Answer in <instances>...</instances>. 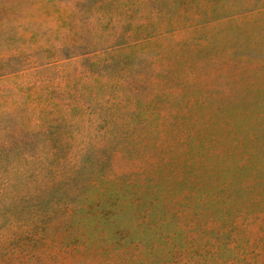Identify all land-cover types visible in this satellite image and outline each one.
Returning a JSON list of instances; mask_svg holds the SVG:
<instances>
[{"label": "rangeland", "instance_id": "374dc122", "mask_svg": "<svg viewBox=\"0 0 264 264\" xmlns=\"http://www.w3.org/2000/svg\"><path fill=\"white\" fill-rule=\"evenodd\" d=\"M0 264H264V0H0Z\"/></svg>", "mask_w": 264, "mask_h": 264}]
</instances>
